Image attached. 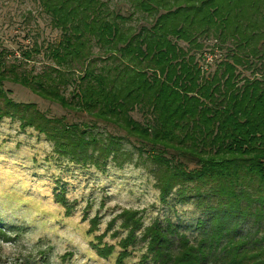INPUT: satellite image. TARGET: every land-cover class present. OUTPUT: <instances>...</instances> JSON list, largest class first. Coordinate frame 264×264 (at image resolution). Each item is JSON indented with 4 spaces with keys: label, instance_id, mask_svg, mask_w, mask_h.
Masks as SVG:
<instances>
[{
    "label": "trees",
    "instance_id": "1",
    "mask_svg": "<svg viewBox=\"0 0 264 264\" xmlns=\"http://www.w3.org/2000/svg\"><path fill=\"white\" fill-rule=\"evenodd\" d=\"M118 1L127 14L112 0H38L60 35L39 72L0 54V117L79 164L100 166L126 138L161 202L176 191L202 206L193 241L170 222L144 229L155 263L264 264V0ZM5 81L89 121L16 102Z\"/></svg>",
    "mask_w": 264,
    "mask_h": 264
},
{
    "label": "rangeland",
    "instance_id": "2",
    "mask_svg": "<svg viewBox=\"0 0 264 264\" xmlns=\"http://www.w3.org/2000/svg\"><path fill=\"white\" fill-rule=\"evenodd\" d=\"M114 3L127 14L128 3ZM59 35L38 0H0V54L6 63L41 71L48 62L45 47ZM25 50L32 51L28 60ZM3 88L12 100L36 103L51 116L89 121L21 84L5 81ZM133 116L141 120L138 112ZM20 123L17 116L0 117V264H157L143 237L154 221L174 223L192 241L197 238L202 206L176 191L161 202L150 162L143 164L126 138L123 153L97 167L60 155L43 134ZM94 131L122 135L103 123Z\"/></svg>",
    "mask_w": 264,
    "mask_h": 264
}]
</instances>
